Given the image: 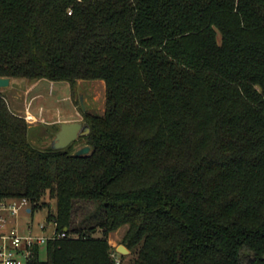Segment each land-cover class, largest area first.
I'll list each match as a JSON object with an SVG mask.
<instances>
[{
  "label": "trees",
  "instance_id": "obj_1",
  "mask_svg": "<svg viewBox=\"0 0 264 264\" xmlns=\"http://www.w3.org/2000/svg\"><path fill=\"white\" fill-rule=\"evenodd\" d=\"M0 77L107 89L81 156L0 93V202L78 236L31 264H117L125 226L123 264H264V0H0Z\"/></svg>",
  "mask_w": 264,
  "mask_h": 264
},
{
  "label": "rangeland",
  "instance_id": "obj_2",
  "mask_svg": "<svg viewBox=\"0 0 264 264\" xmlns=\"http://www.w3.org/2000/svg\"><path fill=\"white\" fill-rule=\"evenodd\" d=\"M106 90V84L102 80H78L73 87L67 81L54 82L48 79L29 81L11 78L9 87L1 88L0 93L8 102L10 109L25 118L29 124L32 142L43 149L55 138L60 124L75 121L87 123L84 113L103 114L107 103ZM82 100L85 102L86 110L82 107ZM78 139L75 140L77 141L74 146L76 149H80L85 143ZM79 205L74 211L75 224L80 222L86 212ZM91 209H93L92 206ZM22 213V225L30 222L34 231L40 232L38 226L50 212L47 207H35L33 213L27 214L23 211ZM126 228L125 226L112 231L108 236L109 243L113 247V255L118 259L117 264L128 261L130 255V253L123 255L118 251V247L124 245L121 240ZM96 236H102L101 231ZM46 256L47 253L43 250L41 259H46Z\"/></svg>",
  "mask_w": 264,
  "mask_h": 264
},
{
  "label": "built area",
  "instance_id": "obj_3",
  "mask_svg": "<svg viewBox=\"0 0 264 264\" xmlns=\"http://www.w3.org/2000/svg\"><path fill=\"white\" fill-rule=\"evenodd\" d=\"M22 211L33 213L30 199L13 198L0 202V264H31L36 251L41 256L49 241L78 237L67 229L60 230L58 223L48 216L39 224L40 232L34 231L30 222L22 225Z\"/></svg>",
  "mask_w": 264,
  "mask_h": 264
},
{
  "label": "water",
  "instance_id": "obj_4",
  "mask_svg": "<svg viewBox=\"0 0 264 264\" xmlns=\"http://www.w3.org/2000/svg\"><path fill=\"white\" fill-rule=\"evenodd\" d=\"M10 81L11 78L0 77V89L9 87ZM82 107L84 110H86L85 102L83 100ZM90 131V126L87 123H83L82 121L64 122L60 124L59 130L56 132L57 134L55 138L51 141L50 146L56 150L66 148L70 144L74 143L75 140H77L79 137L89 135L91 133ZM90 153V146L85 145L80 149H77L74 155L81 156L88 155ZM118 251L123 255L130 253V250L124 245L119 246Z\"/></svg>",
  "mask_w": 264,
  "mask_h": 264
}]
</instances>
